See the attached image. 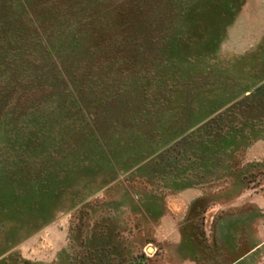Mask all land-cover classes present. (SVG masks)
<instances>
[{
	"label": "rangeland",
	"instance_id": "rangeland-1",
	"mask_svg": "<svg viewBox=\"0 0 264 264\" xmlns=\"http://www.w3.org/2000/svg\"><path fill=\"white\" fill-rule=\"evenodd\" d=\"M262 243L264 0H0V264Z\"/></svg>",
	"mask_w": 264,
	"mask_h": 264
},
{
	"label": "crops",
	"instance_id": "crops-1",
	"mask_svg": "<svg viewBox=\"0 0 264 264\" xmlns=\"http://www.w3.org/2000/svg\"><path fill=\"white\" fill-rule=\"evenodd\" d=\"M263 246H264V243H262L257 249H260V248H262ZM257 249H256V250H257ZM256 250H254V251L250 252L249 254H247V255H245V256L239 258L234 264H246V263H244V262L246 261V259H247L248 257H250V256H251Z\"/></svg>",
	"mask_w": 264,
	"mask_h": 264
}]
</instances>
